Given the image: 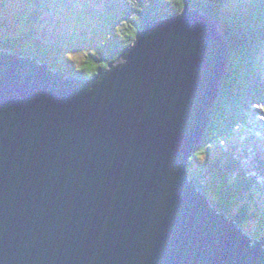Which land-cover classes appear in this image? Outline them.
Returning a JSON list of instances; mask_svg holds the SVG:
<instances>
[{
    "label": "water",
    "instance_id": "water-1",
    "mask_svg": "<svg viewBox=\"0 0 264 264\" xmlns=\"http://www.w3.org/2000/svg\"><path fill=\"white\" fill-rule=\"evenodd\" d=\"M230 58L190 1L91 79L0 50V264H264L189 173Z\"/></svg>",
    "mask_w": 264,
    "mask_h": 264
},
{
    "label": "rangeland",
    "instance_id": "rangeland-1",
    "mask_svg": "<svg viewBox=\"0 0 264 264\" xmlns=\"http://www.w3.org/2000/svg\"><path fill=\"white\" fill-rule=\"evenodd\" d=\"M34 1L38 0H0V38L17 39L9 47L15 52L44 51L47 56L55 57L53 61L50 59L52 64L64 58V68L76 71L90 56L102 57L110 36L108 24L111 23L103 21L107 11L105 6L125 0H41L42 6ZM47 1L51 5H47ZM164 1L155 6L156 11L174 10V0ZM201 1L207 3L210 0ZM145 3L151 6L153 0ZM243 4L244 0L240 6ZM127 24L123 19L120 26L126 27ZM257 52L259 59H263L259 63L263 65L261 72L264 74V48L257 49ZM261 103L246 115V124L238 128L235 136L224 138V143L214 144L208 153L192 158L189 167L190 179L196 180L197 186L201 185L212 207L234 220L238 215L241 229L251 237L252 244L264 239V225L260 226L261 216L264 217V142H260L264 139V100ZM231 157L253 180L249 183L252 186L249 190L253 189V193L245 189L238 199L234 198L236 191L233 195L235 175L224 164V159L230 161ZM259 160H262L263 167Z\"/></svg>",
    "mask_w": 264,
    "mask_h": 264
},
{
    "label": "trees",
    "instance_id": "trees-1",
    "mask_svg": "<svg viewBox=\"0 0 264 264\" xmlns=\"http://www.w3.org/2000/svg\"><path fill=\"white\" fill-rule=\"evenodd\" d=\"M186 1H190L193 8L198 9L219 25L231 49L229 68L222 82V94L214 107L211 124L204 141L192 157L196 159L200 155L208 153L214 144L224 143V138L235 136L238 128L246 124V115L264 100V74L261 72L263 65L259 63L263 59H259L257 52V49L264 48V0H244L243 6H240L242 0H210L207 3L201 0H174V10L169 12L168 9L163 12L155 10V6L165 2L164 0H153L151 6L145 3L146 0L115 1V5L107 3L105 6L107 11H105L103 21L108 20L111 23L108 24L110 36L102 50V57L92 58L90 56L78 70H66L63 66L64 58L62 61L60 60L61 62L56 61V64H52V59L55 57L47 56L44 51L29 54L16 53L32 56L40 63L48 62L55 71L65 75L91 79L101 70L108 68L133 45L138 33L148 21H157L179 14ZM34 2L42 6L41 0ZM47 5H51V3L47 1ZM123 19L128 22L126 27L120 26ZM16 41L17 39L0 38V50L15 52L9 47ZM228 152L234 154L230 150ZM192 158L190 164L193 161ZM232 158L230 161L227 160L228 158L224 159L226 161L224 164L231 174L235 175L233 183L236 184V188L234 187L233 195L236 191L237 195L234 198L238 199L245 189H247L246 192L253 193V189L249 190L252 187L249 183H253V180L247 177V172L235 164ZM261 166L263 167L262 162ZM198 187L201 189V185ZM223 196L226 199V195ZM256 200V203H259V199ZM216 205L220 207L219 204ZM234 206L238 208L237 204ZM235 216L236 222L241 227L238 215ZM261 221L260 226L264 225L263 216H261ZM257 222L259 221L257 220Z\"/></svg>",
    "mask_w": 264,
    "mask_h": 264
},
{
    "label": "bare ground",
    "instance_id": "bare-ground-1",
    "mask_svg": "<svg viewBox=\"0 0 264 264\" xmlns=\"http://www.w3.org/2000/svg\"><path fill=\"white\" fill-rule=\"evenodd\" d=\"M53 36H54V35H53ZM93 51H94V50H93ZM226 73H227V72H226ZM260 142L263 143V142H264V139H260ZM202 146H203V145H202ZM198 148H199V147H198ZM198 148H197V149H198ZM259 162H260V161H259ZM260 163H261V162H260ZM258 243H260V242H258Z\"/></svg>",
    "mask_w": 264,
    "mask_h": 264
},
{
    "label": "clouds",
    "instance_id": "clouds-1",
    "mask_svg": "<svg viewBox=\"0 0 264 264\" xmlns=\"http://www.w3.org/2000/svg\"><path fill=\"white\" fill-rule=\"evenodd\" d=\"M178 15V14H177Z\"/></svg>",
    "mask_w": 264,
    "mask_h": 264
}]
</instances>
